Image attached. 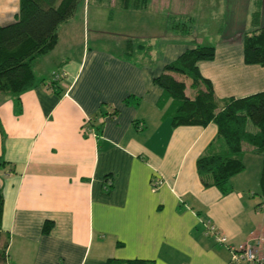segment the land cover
<instances>
[{
  "label": "crops",
  "instance_id": "crops-1",
  "mask_svg": "<svg viewBox=\"0 0 264 264\" xmlns=\"http://www.w3.org/2000/svg\"><path fill=\"white\" fill-rule=\"evenodd\" d=\"M218 1L223 24L217 44L198 43L193 18L191 35L168 25L183 38H167L157 49L159 34L152 27L128 22L118 32H104L102 11L91 17L89 12L91 5H108L78 4L59 25L55 47L33 61L35 77L44 83L24 92L18 103L0 93V160L7 163L0 164L5 264H107L110 259L228 264L232 248L254 239L261 242L257 253L264 264L261 157L243 145L245 169L230 180L232 191L222 195L205 188L196 160L211 143V150L222 149L217 128H172L157 105L161 89L153 83L187 48L212 45L214 59L198 67L218 99L264 92V67L246 65L242 48L245 33L254 29L257 6L264 27V0ZM18 8L19 0H0V25L12 23ZM145 9L113 12L135 19V12ZM128 32L145 49L137 58ZM148 32L145 47L140 42ZM53 73L64 76L49 89ZM246 161L258 168L254 178ZM156 180L161 184L154 188ZM46 222L52 223L48 234L42 232ZM207 223L226 237L225 245L206 235Z\"/></svg>",
  "mask_w": 264,
  "mask_h": 264
},
{
  "label": "trees",
  "instance_id": "trees-1",
  "mask_svg": "<svg viewBox=\"0 0 264 264\" xmlns=\"http://www.w3.org/2000/svg\"><path fill=\"white\" fill-rule=\"evenodd\" d=\"M80 1L19 0L15 20L0 25V93L12 96L18 103L24 92L44 83L43 80L38 83L32 68L33 61L55 47L59 25L74 15ZM85 1L106 3L111 13L120 9L142 10L148 3V0ZM192 21L191 17H173L169 28L189 36L192 33ZM259 21L260 9L257 6L251 16L254 29L245 33L242 40L243 61L246 65L264 67V27H260ZM214 56V46L194 44L174 61L167 63L162 73L153 79V83L161 89L157 105L163 111V116L170 119L172 128L216 126V140L220 141L222 149L217 152L211 150V143L196 160V172L205 188L215 187L222 195L230 193V180L245 169L242 146L249 145L262 159L258 195L264 203V92L244 98L218 99L210 80L201 75L198 67L199 62L211 61ZM48 85L49 89H53L57 83L49 81ZM187 87L193 91V96L186 95ZM0 164L7 163L0 160ZM3 205L0 185V238ZM51 229L52 223L46 222L42 232L48 234ZM6 246L7 242L0 246V264L6 263ZM107 264L155 263L145 259H110Z\"/></svg>",
  "mask_w": 264,
  "mask_h": 264
},
{
  "label": "rangeland",
  "instance_id": "rangeland-1",
  "mask_svg": "<svg viewBox=\"0 0 264 264\" xmlns=\"http://www.w3.org/2000/svg\"><path fill=\"white\" fill-rule=\"evenodd\" d=\"M206 2L207 4H205ZM85 3V0H81L78 4L81 7L82 5H85ZM218 3V0H149L144 11L135 12L138 16L135 19L133 16H118L119 14L116 11L111 15V18H113L111 19L109 17L108 19L111 10L110 7L106 5H104L102 8L91 5L89 14L91 17V13L93 11H102V15L99 16V18H101L99 19L101 20L99 24L103 26L101 30H105L104 32H118V30H121L119 26L125 23L128 24V22L136 23L138 24V27H140L141 23H144L145 30H147L149 27H152L159 34L157 41L154 42V44H156L154 46L155 49L160 48L163 41L167 38L168 41H174L179 40V38H183L179 34L169 32L168 25L172 16L186 15L187 17L190 16L194 18L193 32L195 37L198 38L199 44H217L219 41V35H221L223 24L222 5ZM144 29L142 30L143 33L145 32ZM149 35L150 32L145 33L141 37L142 40H144V43L140 42V44L147 47L146 45L150 44L149 40L151 39ZM128 36V40L132 41L128 42V44H130V50L132 51L134 57L137 58L138 56L142 55L143 52H145V49L143 50L138 46L137 40L139 39H137V37L135 38L134 33L128 32ZM171 36H177L178 39L177 37ZM185 92L188 96H193V92L189 88H186ZM246 162L248 166L247 170L251 173L250 177L254 178V171H256L258 168L256 169V166H254L253 163L251 164L249 161Z\"/></svg>",
  "mask_w": 264,
  "mask_h": 264
},
{
  "label": "built area",
  "instance_id": "built-area-1",
  "mask_svg": "<svg viewBox=\"0 0 264 264\" xmlns=\"http://www.w3.org/2000/svg\"><path fill=\"white\" fill-rule=\"evenodd\" d=\"M64 74L53 73L51 77V81L53 83L59 82ZM161 182L156 180L153 182V187L157 188ZM206 235H211L215 238V240L221 244L225 245L227 243L226 237L220 235V233L216 230L215 227L209 225V223L205 224ZM261 244L260 240L254 239L253 243H247L242 245L236 249H231V257L228 264H260L261 261L258 257L257 247Z\"/></svg>",
  "mask_w": 264,
  "mask_h": 264
}]
</instances>
